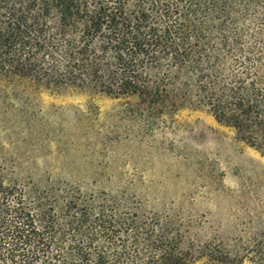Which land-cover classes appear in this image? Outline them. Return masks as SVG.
Segmentation results:
<instances>
[{
  "label": "trees",
  "instance_id": "1",
  "mask_svg": "<svg viewBox=\"0 0 264 264\" xmlns=\"http://www.w3.org/2000/svg\"><path fill=\"white\" fill-rule=\"evenodd\" d=\"M0 82L91 90L123 113L205 109L264 155V0H0ZM0 179L4 264H264V214L232 243L123 196Z\"/></svg>",
  "mask_w": 264,
  "mask_h": 264
},
{
  "label": "rangeland",
  "instance_id": "2",
  "mask_svg": "<svg viewBox=\"0 0 264 264\" xmlns=\"http://www.w3.org/2000/svg\"><path fill=\"white\" fill-rule=\"evenodd\" d=\"M124 105L91 90L0 82V179L54 194L123 196L139 213L179 218L201 243H232L263 217L261 152L205 109L160 116L123 113Z\"/></svg>",
  "mask_w": 264,
  "mask_h": 264
}]
</instances>
